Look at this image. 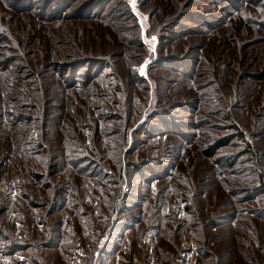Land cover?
I'll use <instances>...</instances> for the list:
<instances>
[{
    "label": "rangeland",
    "instance_id": "374dc122",
    "mask_svg": "<svg viewBox=\"0 0 264 264\" xmlns=\"http://www.w3.org/2000/svg\"><path fill=\"white\" fill-rule=\"evenodd\" d=\"M0 264H264V0H0Z\"/></svg>",
    "mask_w": 264,
    "mask_h": 264
},
{
    "label": "trees",
    "instance_id": "16d2710c",
    "mask_svg": "<svg viewBox=\"0 0 264 264\" xmlns=\"http://www.w3.org/2000/svg\"><path fill=\"white\" fill-rule=\"evenodd\" d=\"M217 148V147H216ZM216 148L213 149V151L211 153H213L214 151H216Z\"/></svg>",
    "mask_w": 264,
    "mask_h": 264
}]
</instances>
